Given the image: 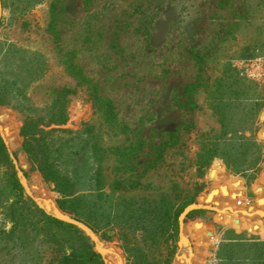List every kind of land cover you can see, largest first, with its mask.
<instances>
[{
	"label": "rangeland",
	"instance_id": "374dc122",
	"mask_svg": "<svg viewBox=\"0 0 264 264\" xmlns=\"http://www.w3.org/2000/svg\"><path fill=\"white\" fill-rule=\"evenodd\" d=\"M63 88L73 93L59 125L50 116ZM0 112L14 124L13 141L0 127V264H60L69 252L46 239L37 210L52 215L29 193L91 229L99 252L73 224L99 255L92 264H264V236L238 241L256 234L214 204L179 221L199 195L218 199L217 187L252 186L264 172V0H0ZM25 121L75 175L77 212L61 208L39 153L22 147ZM262 196L248 190L243 205Z\"/></svg>",
	"mask_w": 264,
	"mask_h": 264
},
{
	"label": "trees",
	"instance_id": "16d2710c",
	"mask_svg": "<svg viewBox=\"0 0 264 264\" xmlns=\"http://www.w3.org/2000/svg\"><path fill=\"white\" fill-rule=\"evenodd\" d=\"M194 58L198 61L199 56L194 55ZM201 59V58H200ZM68 69L75 75V77L81 82H85V76L79 68L71 63H68ZM195 87L194 83L188 84L184 91L186 93H191ZM73 93L72 89L63 88L56 100L52 104V114L50 120L59 125H63L67 121L66 114V97L67 95ZM94 100L98 107L103 111L105 119L108 124H114L117 120L115 108L113 104L108 99H101L98 97L97 93L94 94ZM0 121L2 122L3 128L7 135L8 141L14 140V124L12 119L8 117L5 113L0 112ZM125 128V127H123ZM41 133V136H37ZM20 134L23 137L22 147L29 152H38L41 157V164L46 173V178L54 185L57 191L63 194V199L59 201L61 208L68 212H77L80 200L79 196L75 195L78 191L76 185L75 175L71 176L69 173L62 171L59 165H57L53 155L51 147L46 143V136L43 130L38 127V125L32 121H25L20 128ZM5 147L0 139V158L2 160L6 159ZM96 160L98 158L96 157ZM100 168L97 166L93 180L96 185H100ZM8 183L16 193V199L13 204H17L23 201L21 196V187L14 177V175L8 177ZM247 186V184H240V186ZM35 189H39L43 198H45V192L38 185L33 186ZM226 188L223 189L225 191ZM200 205L212 204L213 200L206 195H203L202 201H199ZM40 216L43 220V227L45 230V236L47 240H53L57 243L64 244L68 247L69 252L64 254L60 259V264H92L99 255L94 251L92 243L89 241L80 230H78L73 224L64 222L52 216L46 215L41 210ZM202 210L193 209L187 216L191 217ZM16 220V219H15ZM17 222V220H16ZM13 234V228L10 230L7 237Z\"/></svg>",
	"mask_w": 264,
	"mask_h": 264
},
{
	"label": "crops",
	"instance_id": "0c3cea01",
	"mask_svg": "<svg viewBox=\"0 0 264 264\" xmlns=\"http://www.w3.org/2000/svg\"><path fill=\"white\" fill-rule=\"evenodd\" d=\"M264 136V133H263ZM264 139V138H263ZM255 142H260L258 137H254ZM262 181V182H261ZM258 184L252 186H227L225 191L220 190V186L217 187L219 191L223 192V195L215 199L212 197L213 203L218 209L223 210L220 212V215L224 218L235 220L238 224V230L246 229L249 233L256 234L254 237L240 236L238 241L242 243L258 242V244L263 240L264 234V224L262 223L261 217L264 216V213L260 215L253 214L252 211H257L259 209L264 210V175L260 176ZM215 187V188H216ZM259 190L262 191V198L255 200L252 204L243 205L246 201L245 193L248 190ZM218 200V201H217ZM205 205V204H204ZM244 208V209H243ZM250 211L252 213H250ZM250 236V235H249ZM262 236V237H261ZM216 253V251H215Z\"/></svg>",
	"mask_w": 264,
	"mask_h": 264
},
{
	"label": "water",
	"instance_id": "95a60500",
	"mask_svg": "<svg viewBox=\"0 0 264 264\" xmlns=\"http://www.w3.org/2000/svg\"><path fill=\"white\" fill-rule=\"evenodd\" d=\"M263 116H264V112H263ZM1 134H2V137L4 138V140H5V142H7L6 141V138L3 136V130L1 131ZM11 159L13 160V158L11 157ZM14 164H15V162H14ZM218 166H220V164H217ZM221 167V166H220ZM16 170H17V175H18V177H20V179H21V183H22V186L24 187V189L29 193V191H28V187H27V185H26V183H25V181L21 178V173H20V171L18 170V168H16ZM263 174H264V172H263ZM29 196L34 200V202L36 203V205L38 206V207H40V208H42L44 211H46L45 210V208L44 207H42V206H40L39 204H38V202L39 201H41L42 202V204L44 205V202H43V199H41L40 200V197H36V196H33V195H31L30 193H29ZM202 199H203V195H199L198 196V201H202ZM191 205H196V204H189L187 207H185L184 208V210H183V212L180 214V216L183 214V218L185 217V215L188 213V212H190L191 210H193V209H195V208H199V207H201V206H198V207H192V208H189L187 211H185L189 206H191ZM197 205H199V204H197ZM47 212V211H46ZM49 214H51L53 217H55V218H57L54 214H52V213H50V212H48ZM179 216V217H180ZM70 217V216H69ZM182 218V219H183ZM57 219H59V218H57ZM59 220H61V219H59ZM62 221H65V222H68V223H71V224H74L75 226H77L79 229H81L90 239H91V241H93V243H94V246H95V249L97 250V248H96V246H97V241L98 242H100L98 239H97V237L93 234V232L91 231V229L88 227V226H86L84 223H82V222H79V221H76V220H74L73 218H71L70 217V220H62ZM83 227H86L87 229H89L90 230V232L94 235V237L96 238V240L95 239H93L92 237H91V235L90 234H88L86 231H85V229L83 228ZM207 234L208 235H210L211 233L210 232H207ZM180 240H181V238H180ZM180 240H179V242H180ZM179 242H178V245H179ZM98 251V250H97ZM99 252V251H98ZM102 253V252H101ZM180 257V256H179ZM177 259L180 261L181 259L180 258H178L177 257Z\"/></svg>",
	"mask_w": 264,
	"mask_h": 264
},
{
	"label": "bare ground",
	"instance_id": "6f19581e",
	"mask_svg": "<svg viewBox=\"0 0 264 264\" xmlns=\"http://www.w3.org/2000/svg\"><path fill=\"white\" fill-rule=\"evenodd\" d=\"M0 127L2 128V126H1V121H0ZM2 130H3V129H2ZM3 136L6 138L4 132H3ZM6 141H7V139H6ZM40 206L44 207L43 205H40ZM198 206H202V205H197V204H196V205H191V206H189L185 211H187L189 208H192V207H198ZM44 208H45V207H44ZM45 210H46L47 212H50V213L54 214L57 218H59V219H61V220H70V217H68V216H66V215H64V214H61V213L56 212V211H50V210H48V209H46V208H45ZM219 210H220V212H223V210H221V209H219ZM182 218H183V214L180 216V219H179L180 224H181V222H182ZM83 228H84L85 231H86L88 234H90L91 237L93 238V235L91 234L90 230L87 229L86 227H83ZM97 249L99 250V246H98V245H97Z\"/></svg>",
	"mask_w": 264,
	"mask_h": 264
},
{
	"label": "built area",
	"instance_id": "2783aa9c",
	"mask_svg": "<svg viewBox=\"0 0 264 264\" xmlns=\"http://www.w3.org/2000/svg\"><path fill=\"white\" fill-rule=\"evenodd\" d=\"M252 72V71H251ZM252 73H254L255 74V71L254 72H252Z\"/></svg>",
	"mask_w": 264,
	"mask_h": 264
}]
</instances>
